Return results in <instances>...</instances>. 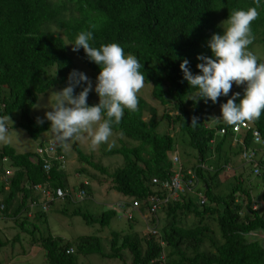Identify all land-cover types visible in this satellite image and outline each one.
<instances>
[{"label":"trees","instance_id":"trees-1","mask_svg":"<svg viewBox=\"0 0 264 264\" xmlns=\"http://www.w3.org/2000/svg\"><path fill=\"white\" fill-rule=\"evenodd\" d=\"M250 7H255L254 0H0V117L18 111L19 120L14 126L22 128L29 138L39 139L33 151L16 152L12 146H1L0 216L30 233L31 245L43 249L48 264H73L74 252L96 253L122 264H264V188L257 195L252 191L251 196L249 185L243 186V174H236V169L225 180L219 178L240 146L230 144L231 125L213 117L221 116V105L236 92L241 94L235 101L238 104L245 87L233 83L229 95L220 96L216 104L195 101L198 88L184 80L180 69V63L187 59L191 72L200 74L197 56L213 55L207 46L211 36L223 35L230 15L238 8L246 11ZM257 10L259 16L251 24L254 40L248 46L254 55L258 54L254 43L264 47V0H260ZM85 30L93 32L91 46L117 43L125 55L138 59L146 78L144 86L150 85L149 95L163 110L158 115L157 108L137 94L138 110L125 109L121 123L113 125V131L136 143L128 144L119 138L118 146L101 151L119 154L122 164L108 170L76 147L78 160L108 178V188L130 201L155 194L150 180L166 179L171 166L166 152L178 150V145L192 148L194 163L201 166L192 165L194 172L182 171L185 185L177 198L169 199L157 213H151L147 203L133 210L126 208L130 214L123 218L126 228H109L106 252L95 235L62 241L47 229L36 228L37 223L46 221V212L40 210L37 201L39 195L33 192L37 186L51 190L52 202L59 198L76 203L89 200L91 194L89 186L79 182L76 191L83 188L84 196L77 200L67 182L66 169L59 168L56 159L37 153L36 148L42 146L41 135L51 130L50 122L37 125L30 114L39 94L54 85H67L73 60H81L93 71L95 85L100 66L89 61L82 48L73 52L71 46ZM81 90L77 87L75 91L78 94ZM87 103L92 106L99 100L87 99ZM193 116L199 118L196 127L191 126ZM162 119L172 128L160 133L157 127ZM249 124L264 138V112ZM222 126L225 133H215ZM251 129L243 131L244 145L248 147ZM55 154L65 155L59 143ZM3 157L13 169L5 180ZM46 163L51 165L48 170ZM258 163L262 170L257 176L264 183V159L259 158ZM248 167L252 174V167ZM83 170L75 169L76 175H88ZM222 184H230V188L226 190ZM58 191L64 192L61 198ZM59 212L79 215L86 223H97L101 228L108 227L119 214L117 207L101 210L96 218L79 207H61ZM147 213L150 223H156V235L140 233L135 228L141 215ZM159 240L164 246L159 245ZM69 247L71 251L66 253ZM162 252L164 257L160 259Z\"/></svg>","mask_w":264,"mask_h":264},{"label":"clouds","instance_id":"clouds-1","mask_svg":"<svg viewBox=\"0 0 264 264\" xmlns=\"http://www.w3.org/2000/svg\"><path fill=\"white\" fill-rule=\"evenodd\" d=\"M246 1L252 3L253 0ZM254 2L255 7H250L246 11L238 8L230 15L228 19L229 25H225L223 35L213 34L211 36L207 46L213 55L200 54L197 56V60L200 63L196 67L199 69L200 74L194 75L191 72L190 62L187 59H183L180 63V69L183 72L184 80L191 87L198 88V95L195 101L203 99L205 103L210 100L213 104H216L220 96L227 97L229 95L233 83L237 86L243 85L245 87L243 98L240 99L238 104L235 101L241 94L236 92L232 94L226 103L221 105V116L213 118L231 125L230 144L240 146V151L236 156L239 157V160H243V162L252 167L251 172L253 175H260L262 168L258 163V159H264V138L249 124L258 120L261 113L264 112V55H254L251 51H248V46L254 40L251 24L259 16L257 9L260 7V0H254ZM92 39L93 32L85 30L77 35L74 44L71 46L73 52H78L82 48L88 60L100 66L94 89L99 99H89L99 100V103L92 106L88 105L87 99L94 87L92 79L83 72L72 70L69 73L67 85L56 91L55 106L50 111L45 112L43 119L40 117L36 118L37 125H42L45 119L49 121L50 128L55 136H50V138L45 140L42 138V146L50 140H55L57 145L58 143L66 145L73 138L83 139L84 134H87L90 137L91 147L95 149L101 144L108 143L109 138L113 134V125L121 123L125 109L131 112L138 110L139 101L137 94L144 87L146 79L141 71L143 65L134 55H125L124 49L119 44L110 43L96 48L90 44ZM77 87L82 88L78 94L75 91ZM92 93L90 94L92 95ZM198 120V117L193 116L191 118V126L196 127L199 124ZM9 123L13 125L14 122L8 114L0 117V142L4 144L10 142L8 135ZM166 127L168 130L172 128L170 126ZM248 129H251V144L249 147L245 146L243 141V131ZM225 130L222 126L216 129L215 133L222 135ZM249 153L251 154L248 157ZM166 156L171 164L165 177L166 179H161L160 182L156 178H152L156 180L155 182L152 179L150 180V183H154L156 188L154 190L155 194L138 201H130L123 197L117 199L110 208L113 210L114 207H117L116 204L123 205V208L117 207L118 217L127 218L130 216L126 208L133 210L146 203L150 206V198L156 195L159 196L163 204L169 199L174 200L177 198V194L175 195L173 190L163 187L162 183L169 182L172 176L176 175L180 180L181 186H183L185 184L182 171L192 170L194 172L191 166L199 165L194 163L189 168H186L182 164L178 150H169L166 152ZM63 157L65 163L61 168L64 170L66 169L67 159L65 155ZM171 157L173 158L171 159ZM1 161L4 169L2 179L5 180L11 175L13 169L9 166L6 157H3ZM50 167L51 165L46 163V170L50 169ZM193 175L192 177H195ZM80 182L83 185L89 186L90 184L86 177H82ZM38 188L41 190L42 187L38 186ZM249 189L251 196H253V189ZM79 190L84 189L80 188ZM49 191L52 196L51 190ZM78 191L75 192V196L77 200H81L84 194L79 197L76 195ZM63 193L58 191L57 196L61 198L64 195ZM34 194L39 195L38 203L44 200L41 192H34ZM51 200L49 204L52 203ZM255 201L258 203L262 202V200ZM134 202L137 205L133 208L131 206ZM159 209L158 207L156 211ZM156 211L155 213H157ZM143 216H145V221L142 219L141 222L144 226L146 225V228L153 226L155 230L154 234L148 232V229L145 233H149L152 236L156 235V223H150L148 213L141 215V218ZM158 243L164 246L162 240H159ZM163 257L164 254L162 252L160 259H163Z\"/></svg>","mask_w":264,"mask_h":264},{"label":"rangeland","instance_id":"rangeland-1","mask_svg":"<svg viewBox=\"0 0 264 264\" xmlns=\"http://www.w3.org/2000/svg\"><path fill=\"white\" fill-rule=\"evenodd\" d=\"M254 50L258 54H264V47L261 43H254ZM71 55V50H69ZM77 70L85 73L90 79H92L93 71L88 68L81 60L77 62L73 60L72 70ZM93 93L88 96V99H99V96L95 92V85H93ZM59 86H51L44 93L39 94L36 98L34 105L30 110V114L36 119L37 117L44 118L45 112L50 111L51 108L55 106V97L56 91H59ZM150 85H145L138 94L147 100L148 103L154 105L157 108L158 115L161 114L163 107H161L155 100L149 95ZM13 125L9 123V137L10 142L6 145L12 146L16 152H26L33 151L39 139L33 140L25 133L22 128L14 126L19 120L18 111H14L10 116ZM45 121H47L45 119ZM160 133L167 130L165 121L162 119L158 123L157 127ZM50 136H54L52 130L46 131L41 135V138L48 139ZM123 139L128 144L132 142L130 139L122 137L118 132L113 131L112 136L109 138L108 143L101 144L97 148L93 149L91 147L90 137L87 134H84L83 139L70 140L66 145H61L63 152L66 156V170L68 171L67 182L69 186L73 187L72 193L76 192V187L78 183L82 180V177H86L89 180L90 188V198L89 200H81L76 203H66L62 202L58 198L49 204V210L46 212V221L45 223H37L36 228L39 231L47 229L51 235L59 236L62 238V241H73L78 236L82 235H95L99 239V244L103 252L108 251L109 249V228H115L116 230L125 229L126 223L125 220L121 217H114L109 221L108 227L101 228L97 223H86L79 215H72L71 213H62L59 212L61 207H64L65 210H69L74 207H79L81 209H87L90 211V214L98 215L101 210H105L111 207V205L121 198L119 193L110 190L108 188L109 179L103 175H100L98 172L92 170L84 163H81L77 156L75 149L76 147L85 155H91L94 161L99 162L100 164L106 166L108 170H113L115 167H118L122 164V157L119 154H102V149H110L112 147L119 145L118 139ZM4 143L0 142V148ZM182 146L177 147L179 155L181 157L182 164L186 168H189L194 164L195 151L188 147L185 148ZM173 157H171L172 159ZM249 165L239 160L238 156H233L230 163L225 166L223 172L220 173L219 178L221 181L225 180L227 176L231 175L236 169V174L239 172L243 174L244 181L243 186L246 184L249 185V188L253 189L254 195L259 194L260 190L264 187V183L260 180L259 176L248 173ZM83 168V174L81 177L74 174V170L77 168ZM248 173V174H246ZM100 180V181H98ZM152 190H155L154 183H151ZM222 188L228 190L230 184H222ZM35 193H40L39 190H35ZM159 201V208L163 204L158 195L155 196ZM256 205L254 204V207ZM160 217H163V213L160 214ZM30 218V217H28ZM145 221V216L142 217ZM28 228H31L30 222L27 224ZM135 228L140 233H145L147 231L146 225L141 222L140 219L135 223ZM14 238V239H13ZM31 235L30 233L22 232L19 227L14 226L11 220H6L4 216H0V242L3 244L0 245V264H48L44 257L43 249L38 245H31ZM263 239V238H262ZM73 264H122L118 259H110L103 257L96 253L82 254L79 252H74ZM126 262H129V255L124 254Z\"/></svg>","mask_w":264,"mask_h":264},{"label":"built area","instance_id":"built-area-1","mask_svg":"<svg viewBox=\"0 0 264 264\" xmlns=\"http://www.w3.org/2000/svg\"><path fill=\"white\" fill-rule=\"evenodd\" d=\"M56 145H57V143H56L55 140H50L46 144L43 145L44 147H38L36 149V151L40 155H42V153H44L46 156H48V157H50L52 159H56L59 162V167L61 168V167L64 166L65 159H64L62 154H59V155L55 154L56 153ZM250 154L251 153H249L248 157L250 156ZM44 167L46 168V165ZM152 181L155 182L156 180L152 179ZM162 186L166 187L167 189L173 190L175 195L178 193V191L182 190V186L180 184V180H179L178 176H176V175L172 176V178L170 179L169 182L162 183ZM36 190H39L41 192L42 196L44 197V200L39 203L40 210L43 211V212L47 211L48 210V206H49V201L52 199L50 191L47 190V189H42V188L40 190L38 188V186H37ZM83 194H84V191L83 190H79L76 195L80 197V196H83ZM32 204L30 206H33ZM149 204H150V206H149L150 207V209H149L150 212L151 213H155L156 209L159 207V202H158L157 198H155V197L150 198ZM136 205H137V203L134 202L131 207L134 208V207H136ZM116 206L118 208H123L122 204H116ZM0 209H2V205L1 204H0ZM147 229H148V232H150L151 234H154L155 230H154L153 226H149V227H147ZM70 251H71V248H68L66 250V252H70Z\"/></svg>","mask_w":264,"mask_h":264},{"label":"crops","instance_id":"crops-1","mask_svg":"<svg viewBox=\"0 0 264 264\" xmlns=\"http://www.w3.org/2000/svg\"><path fill=\"white\" fill-rule=\"evenodd\" d=\"M66 172H67V174H68V171L66 170ZM74 174H76V172H75V170H74V172H73Z\"/></svg>","mask_w":264,"mask_h":264},{"label":"water","instance_id":"water-1","mask_svg":"<svg viewBox=\"0 0 264 264\" xmlns=\"http://www.w3.org/2000/svg\"><path fill=\"white\" fill-rule=\"evenodd\" d=\"M263 247H264V240H263Z\"/></svg>","mask_w":264,"mask_h":264}]
</instances>
